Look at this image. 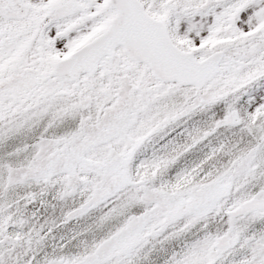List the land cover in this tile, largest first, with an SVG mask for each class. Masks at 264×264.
<instances>
[{
	"label": "snow or ice",
	"instance_id": "1",
	"mask_svg": "<svg viewBox=\"0 0 264 264\" xmlns=\"http://www.w3.org/2000/svg\"><path fill=\"white\" fill-rule=\"evenodd\" d=\"M0 264H264V0H0Z\"/></svg>",
	"mask_w": 264,
	"mask_h": 264
}]
</instances>
